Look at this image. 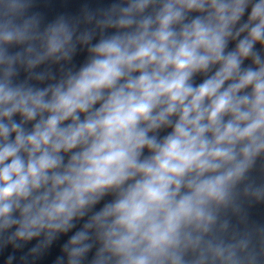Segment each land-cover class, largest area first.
<instances>
[{"label":"clouds","instance_id":"1","mask_svg":"<svg viewBox=\"0 0 264 264\" xmlns=\"http://www.w3.org/2000/svg\"><path fill=\"white\" fill-rule=\"evenodd\" d=\"M0 0V264H264V0Z\"/></svg>","mask_w":264,"mask_h":264}]
</instances>
